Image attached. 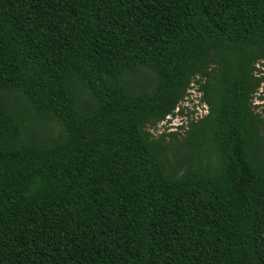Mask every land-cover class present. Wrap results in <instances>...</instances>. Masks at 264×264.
<instances>
[{
	"label": "trees",
	"instance_id": "1",
	"mask_svg": "<svg viewBox=\"0 0 264 264\" xmlns=\"http://www.w3.org/2000/svg\"><path fill=\"white\" fill-rule=\"evenodd\" d=\"M262 87L264 0H0V264H264Z\"/></svg>",
	"mask_w": 264,
	"mask_h": 264
},
{
	"label": "rangeland",
	"instance_id": "2",
	"mask_svg": "<svg viewBox=\"0 0 264 264\" xmlns=\"http://www.w3.org/2000/svg\"><path fill=\"white\" fill-rule=\"evenodd\" d=\"M194 86L191 91V94L189 95L191 99H193V102L191 101H184L183 104L180 106V109L183 110L184 108V114L180 116H175V117H169L165 122L161 123L155 128H151L152 135L155 138H158L161 134L163 133H170V132H176L179 134V139L183 140L184 136H186V130L188 129V123L191 118L194 119H199L206 115L208 112V105L204 102L201 101L200 105L197 104L199 103L201 99V93L197 90V85L193 84ZM264 96V87L261 88L257 99L255 100V104H259V108L257 111L262 112L264 110V100L259 99V96ZM196 101V102H194ZM179 109V110H180ZM172 118L171 120H169ZM182 126V127H179ZM171 137L167 134L165 137V143L171 141Z\"/></svg>",
	"mask_w": 264,
	"mask_h": 264
},
{
	"label": "clouds",
	"instance_id": "3",
	"mask_svg": "<svg viewBox=\"0 0 264 264\" xmlns=\"http://www.w3.org/2000/svg\"><path fill=\"white\" fill-rule=\"evenodd\" d=\"M197 104H199V103H197ZM200 105V104H199Z\"/></svg>",
	"mask_w": 264,
	"mask_h": 264
}]
</instances>
